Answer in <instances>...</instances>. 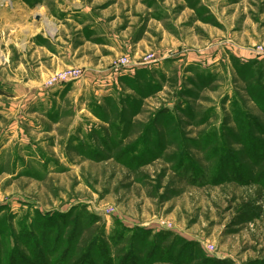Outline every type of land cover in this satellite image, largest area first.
Wrapping results in <instances>:
<instances>
[{
    "label": "rangeland",
    "instance_id": "374dc122",
    "mask_svg": "<svg viewBox=\"0 0 264 264\" xmlns=\"http://www.w3.org/2000/svg\"><path fill=\"white\" fill-rule=\"evenodd\" d=\"M0 90L16 263L264 264V0H0Z\"/></svg>",
    "mask_w": 264,
    "mask_h": 264
},
{
    "label": "trees",
    "instance_id": "16d2710c",
    "mask_svg": "<svg viewBox=\"0 0 264 264\" xmlns=\"http://www.w3.org/2000/svg\"><path fill=\"white\" fill-rule=\"evenodd\" d=\"M1 94H3L2 90H0V95ZM39 219L41 220V216H39L37 218L35 223H37V221ZM36 227H38V226H36ZM6 229L8 230V233H6ZM19 235H20L19 238L21 239V241L24 244H25V242H24L23 238H25V236H27V235L31 236L33 238V240L35 239V235L33 233L32 227L29 225L27 226V224L22 225V227L19 230ZM28 246H29V244L27 245V247ZM31 250H33V255H34L33 258L35 260V263L36 264H43V261H41V255H40L41 250L38 248V246H34V249L32 248ZM15 252H16L15 251V237L13 236L12 228L10 226H8V228H7V226L0 224V264H18V263H16V261H14L15 256H17L15 254ZM1 257H4V263L1 260ZM7 257H8V259H7ZM19 257L23 258L22 255H20ZM26 264H34V263L28 262ZM82 264H84V263H82ZM85 264H89V263L85 262Z\"/></svg>",
    "mask_w": 264,
    "mask_h": 264
},
{
    "label": "built area",
    "instance_id": "2783aa9c",
    "mask_svg": "<svg viewBox=\"0 0 264 264\" xmlns=\"http://www.w3.org/2000/svg\"><path fill=\"white\" fill-rule=\"evenodd\" d=\"M129 64V59L125 56H122L118 58L116 63L114 64L115 70L119 66H126ZM82 74L81 69L76 68V67H68L66 69L61 70L57 74L53 75L49 80V85L50 86H56V85H61L65 82H68L69 80L72 79H77L80 77Z\"/></svg>",
    "mask_w": 264,
    "mask_h": 264
}]
</instances>
